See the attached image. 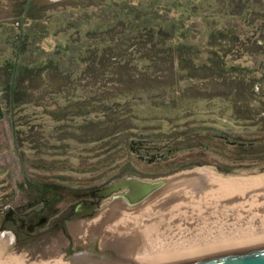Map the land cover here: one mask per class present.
<instances>
[{"label": "rangeland", "instance_id": "rangeland-1", "mask_svg": "<svg viewBox=\"0 0 264 264\" xmlns=\"http://www.w3.org/2000/svg\"><path fill=\"white\" fill-rule=\"evenodd\" d=\"M72 1L35 0L34 16L41 19L31 21L17 17L11 1L0 0V67L17 60L30 69L20 103L10 106L0 96V210L25 207L46 190L60 196L49 208L62 209L78 193L125 178L162 181L208 172L264 177V0H219L216 7L214 0H109L117 5L111 9ZM123 4L173 20L179 30L173 43L186 35L196 47L197 63H205L210 52L222 59L219 49L209 47L210 35L231 27L238 41L224 61L244 71L245 84L255 79L261 88L250 98L255 121L239 119L234 107L243 109L244 117L247 107L233 106L229 97L204 98L211 89L220 90L217 78L179 83L178 77L172 88L123 92L121 80L133 70L93 63L104 59L96 45L108 44L96 25L107 26ZM228 10L242 15L229 17ZM51 61L60 72L50 74L57 83L47 88L43 66ZM6 76L0 72V85ZM10 252L25 254L14 252L13 243ZM25 255L33 262L53 256Z\"/></svg>", "mask_w": 264, "mask_h": 264}, {"label": "bare ground", "instance_id": "bare-ground-1", "mask_svg": "<svg viewBox=\"0 0 264 264\" xmlns=\"http://www.w3.org/2000/svg\"><path fill=\"white\" fill-rule=\"evenodd\" d=\"M186 179L192 180L181 182ZM261 186L264 177L244 180L210 172L183 174L169 179L163 190L138 206L126 207L122 202L123 209L107 225L104 235L113 237L120 231L130 243L131 250L126 252L122 264L201 263L263 250ZM108 213L78 223L75 232L82 233L83 239L89 238ZM166 218L170 224L164 223ZM13 241L9 236L0 241V264L72 263L63 253L33 262L25 254L10 252Z\"/></svg>", "mask_w": 264, "mask_h": 264}, {"label": "trees", "instance_id": "trees-1", "mask_svg": "<svg viewBox=\"0 0 264 264\" xmlns=\"http://www.w3.org/2000/svg\"><path fill=\"white\" fill-rule=\"evenodd\" d=\"M9 1L12 2L13 10L17 17L23 20L28 17L31 21L41 19L34 16V5L36 6V4L35 2L33 4V1L35 0ZM88 1L91 7L93 5L104 6L106 9L117 7V5H113L112 1L109 0ZM75 2H77V5H81L85 1H72V3ZM214 2L215 7L218 6L219 0H214ZM129 10L131 11L129 12ZM141 10L139 6L129 8L123 4L121 9L114 13L113 16L115 18L113 17L112 20L108 21L107 26L96 25L95 31L97 29L99 30L101 39L107 37L108 42L106 43L108 44L106 46L102 44L96 45L98 49L99 47L102 48L101 52L104 54V59L103 61L100 59L99 63L93 62L94 65L102 67L104 64L106 70L107 68H110V70H118L119 66H121L122 72L133 70V75L121 80L120 87L123 88V92L132 91L133 89L152 91L157 88H172L175 86V79H178V77L181 78L179 83L185 79L209 81L211 78H217L221 81L220 90L217 91L216 88L211 89L204 98L229 97L232 99L233 106L247 107L245 117L243 116V109H236L234 107L236 116L239 119L248 122L255 121V113L250 110V106H252L254 100H250V98L252 99L253 96L259 95L261 88L259 89L255 86V79L245 84L242 80V77H245L244 71L235 67H228L224 61L232 50H234V45L238 41V36L231 27H221L219 31H216L214 34L211 33L210 35L209 47L219 49L220 53L223 54V60L218 55L219 52H210L205 63H197L199 55L195 53L196 47L188 43L186 35L181 33L182 39H179L183 40L182 43H173V40L179 32L173 20L164 19L162 15L157 14L155 17H148V13H142ZM226 13L229 17L242 15L232 14L230 10ZM218 15L221 16L219 12ZM20 41H17V45H20ZM103 42L105 40H102ZM121 49H124V51H121ZM221 49L224 50L222 51ZM132 58H138L139 63H135L134 60H131ZM7 63V65L0 67V72L4 74V77L6 74L8 78L7 82L1 80L0 96L1 98L3 97L2 100L6 103L9 100L10 106H15L26 95L22 94L24 89L20 87L27 83L25 79H27L26 77L30 69L27 65L19 64L17 60L14 62L7 61ZM49 64H52V66ZM89 68L92 70V66ZM43 69V75L46 74L45 79H48L45 82L47 84L46 87L53 88L57 82L52 81L50 74L57 71L60 72L58 63L51 61V63L43 66ZM90 69H88V72ZM85 72H87V69ZM60 82L58 81V85ZM223 87L226 90L233 89L234 91L221 94ZM245 89H249L251 93H248ZM252 148H256L255 145L252 144Z\"/></svg>", "mask_w": 264, "mask_h": 264}, {"label": "flooded vegetation", "instance_id": "flooded-vegetation-1", "mask_svg": "<svg viewBox=\"0 0 264 264\" xmlns=\"http://www.w3.org/2000/svg\"><path fill=\"white\" fill-rule=\"evenodd\" d=\"M119 181L121 180L95 191L89 189L78 193L71 198L72 201L67 207L58 210L49 208L60 197L50 190L43 191L37 200L27 203L25 207L13 205L2 209L0 229L3 230V237L14 238V252L35 258L63 253L72 261L71 264H122L126 252L131 250L130 243L126 242L120 231L113 237L104 235L107 225L123 209V192L108 194V190ZM104 212H109L110 215H107L89 238L83 239V236L75 232L78 223L101 216ZM117 238L119 241L115 240Z\"/></svg>", "mask_w": 264, "mask_h": 264}, {"label": "water", "instance_id": "water-1", "mask_svg": "<svg viewBox=\"0 0 264 264\" xmlns=\"http://www.w3.org/2000/svg\"><path fill=\"white\" fill-rule=\"evenodd\" d=\"M168 181H146L137 178H125L108 190V194L123 192L121 199L124 205L126 207H135L163 190L168 185ZM202 264H264V249L213 259L204 263L202 262Z\"/></svg>", "mask_w": 264, "mask_h": 264}]
</instances>
